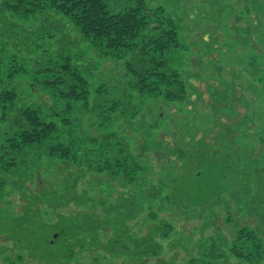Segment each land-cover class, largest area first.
Wrapping results in <instances>:
<instances>
[{"label": "rangeland", "instance_id": "obj_1", "mask_svg": "<svg viewBox=\"0 0 264 264\" xmlns=\"http://www.w3.org/2000/svg\"><path fill=\"white\" fill-rule=\"evenodd\" d=\"M136 1L107 4L117 13ZM142 1L179 26L183 47L167 64L186 83L183 100L133 89L124 65L133 57L96 48L55 9L0 11L1 68L16 53L25 69L5 81L17 94L12 110L0 106V264H140L120 244L138 252L150 240L162 254L146 264H204L210 238L230 264H264V0ZM14 25L25 47L13 44ZM57 52L88 70L90 105L117 110L101 127L92 114L75 121L81 141L70 156L16 133L21 109L50 100L34 68ZM115 140L124 167L109 162Z\"/></svg>", "mask_w": 264, "mask_h": 264}, {"label": "trees", "instance_id": "obj_2", "mask_svg": "<svg viewBox=\"0 0 264 264\" xmlns=\"http://www.w3.org/2000/svg\"><path fill=\"white\" fill-rule=\"evenodd\" d=\"M45 9H55L68 16L96 48L109 52L118 59L132 56L133 61L126 59L124 65L134 78L133 89L156 93V97H163L168 101L183 100L187 97L186 83L180 72L169 70L167 64L169 52L183 47L178 41L179 26L160 6L149 8L142 0H138L134 5L111 13L107 0H2L0 3L1 12L11 10L20 12L25 17ZM14 27L9 34L13 44L16 47L22 45L25 47V36L17 25ZM56 54L49 55L44 63L38 61L34 68L37 73L34 80L43 88L44 94L50 100L43 101L42 105L21 109L19 120L16 121V133H20L21 144L25 146L43 143L46 145L47 142L46 148L50 154L56 155L62 151L64 156H70L73 143L81 141L74 133L75 121L78 122L76 127H79L80 119L92 114L95 125L101 127L115 120L117 110L116 104L111 105L107 109L108 114L103 115L105 109H102L100 104L90 105L89 79L86 76L88 70L80 69L68 54L64 52ZM17 58L18 54H12L9 67L2 69L4 51L0 52V106L4 109L12 110L17 99L16 90L5 85V81L25 74V69ZM77 110L78 115L75 112ZM108 137L112 138L113 135ZM113 145L117 150L111 151L109 162L115 167H124L129 160L124 143L115 140ZM133 169L136 170V166ZM151 242L152 240L138 252H135L137 245L135 248H129L122 243L119 252L125 256L135 257L136 262L140 264H146L144 263L146 259L157 258L162 254L161 246L158 243L151 245ZM254 245L260 247V243ZM220 247L212 238L206 241L204 264H215L218 261V264H230ZM240 249L233 246L230 251L240 262L249 260ZM262 259L255 257V263L259 264ZM201 263L198 257H193L188 262Z\"/></svg>", "mask_w": 264, "mask_h": 264}, {"label": "flooded vegetation", "instance_id": "obj_3", "mask_svg": "<svg viewBox=\"0 0 264 264\" xmlns=\"http://www.w3.org/2000/svg\"><path fill=\"white\" fill-rule=\"evenodd\" d=\"M229 127H231V126H229ZM220 138H221V140H219L220 142H222V141L225 139V138L223 139V137H222V136H221ZM229 139H230V138H229Z\"/></svg>", "mask_w": 264, "mask_h": 264}]
</instances>
